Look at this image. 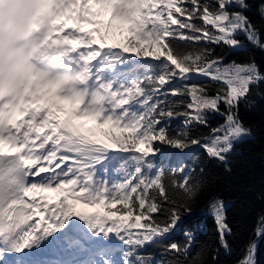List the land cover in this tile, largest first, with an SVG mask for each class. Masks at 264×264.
I'll return each mask as SVG.
<instances>
[{"label":"snow or ice","instance_id":"1","mask_svg":"<svg viewBox=\"0 0 264 264\" xmlns=\"http://www.w3.org/2000/svg\"><path fill=\"white\" fill-rule=\"evenodd\" d=\"M5 15L24 44L0 60V264H217L231 253L204 157L230 171L252 135L240 112L264 96V64L228 52L264 51V0H12ZM202 199L215 247H197L203 225L185 223ZM261 238L264 210L236 264H257Z\"/></svg>","mask_w":264,"mask_h":264},{"label":"trees","instance_id":"2","mask_svg":"<svg viewBox=\"0 0 264 264\" xmlns=\"http://www.w3.org/2000/svg\"><path fill=\"white\" fill-rule=\"evenodd\" d=\"M120 22H117V24ZM249 53L264 64V51L253 48L242 51H229L228 58L244 57ZM255 104L241 107L242 119L253 128L252 135L245 138L231 153L226 170L225 165L218 162H207L212 173V182L209 185L211 195L223 199L227 206L229 222L233 234L229 237L233 244L231 253L220 249L217 264H236L242 257L245 244L253 237V226L257 214L264 210V96L255 95ZM216 120L220 117H215ZM181 123L174 122L173 126ZM107 127V126H106ZM204 200L200 201L197 211L186 218L185 223L190 227L202 224L203 227L196 231L197 247L201 245H216L215 223L213 217L203 210ZM116 207V206H113ZM102 210H104L102 208ZM182 239V237H177ZM212 253L207 254V259H212ZM257 264H264V242L259 250Z\"/></svg>","mask_w":264,"mask_h":264},{"label":"rangeland","instance_id":"3","mask_svg":"<svg viewBox=\"0 0 264 264\" xmlns=\"http://www.w3.org/2000/svg\"><path fill=\"white\" fill-rule=\"evenodd\" d=\"M105 21L107 22L108 21V19L107 18H105ZM102 27H104V28H106V23H104V24H102L101 25ZM113 42V40L110 38L109 39V43H112ZM64 103V102H63ZM78 122H81V123H86L87 122V118L86 119H78ZM79 206V205H78ZM90 210L91 211H96L97 209H92V208H90Z\"/></svg>","mask_w":264,"mask_h":264},{"label":"water","instance_id":"4","mask_svg":"<svg viewBox=\"0 0 264 264\" xmlns=\"http://www.w3.org/2000/svg\"><path fill=\"white\" fill-rule=\"evenodd\" d=\"M263 242H264V238H261V239L258 241V248H257V253H256V260H257V262H258V258H259V250H260V248H261Z\"/></svg>","mask_w":264,"mask_h":264},{"label":"bare ground","instance_id":"5","mask_svg":"<svg viewBox=\"0 0 264 264\" xmlns=\"http://www.w3.org/2000/svg\"><path fill=\"white\" fill-rule=\"evenodd\" d=\"M88 27H92V25H88ZM81 210H86L87 211V207L85 205H82Z\"/></svg>","mask_w":264,"mask_h":264}]
</instances>
